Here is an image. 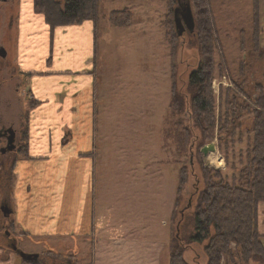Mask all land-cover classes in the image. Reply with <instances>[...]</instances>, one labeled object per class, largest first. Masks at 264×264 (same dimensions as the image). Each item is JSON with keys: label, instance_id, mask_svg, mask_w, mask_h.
Here are the masks:
<instances>
[{"label": "rangeland", "instance_id": "1", "mask_svg": "<svg viewBox=\"0 0 264 264\" xmlns=\"http://www.w3.org/2000/svg\"><path fill=\"white\" fill-rule=\"evenodd\" d=\"M30 1L35 10V0ZM55 1L65 8L66 0ZM188 1L195 32L178 37L174 13ZM26 4L0 0V49L7 53L6 59L0 56V150L7 146L4 129L17 135V150L0 154V264H29L9 239L21 252L38 253L40 264H91V250L75 243L39 247L1 212L2 206H12L16 179L10 175L17 153L25 150L34 106L18 71V29ZM93 22L96 177L122 179L114 185L120 191L155 194L158 220L152 223L165 232L173 228L174 252L181 251L185 264H210L212 237L191 241L195 215L208 188L238 184L250 163L255 103L264 102V0H101ZM204 66L210 70L207 84H193L192 74ZM201 97L203 109L196 101ZM212 143L217 152L205 156L202 149ZM258 234L262 243L260 229ZM244 246L243 240L232 242L217 264H262L260 255L245 262ZM54 248L60 255L45 254Z\"/></svg>", "mask_w": 264, "mask_h": 264}, {"label": "crops", "instance_id": "2", "mask_svg": "<svg viewBox=\"0 0 264 264\" xmlns=\"http://www.w3.org/2000/svg\"><path fill=\"white\" fill-rule=\"evenodd\" d=\"M26 6L18 29V71L34 106L25 151L17 153L10 175L16 179L9 204L16 230L39 247L81 245L91 250V264H170L172 231L152 223L158 220L156 195L120 191L114 185L122 179L96 177L94 22L53 30L32 1ZM259 229L264 249V202Z\"/></svg>", "mask_w": 264, "mask_h": 264}, {"label": "trees", "instance_id": "3", "mask_svg": "<svg viewBox=\"0 0 264 264\" xmlns=\"http://www.w3.org/2000/svg\"><path fill=\"white\" fill-rule=\"evenodd\" d=\"M100 1L66 0L63 9L55 0H35V11L44 15L47 24L54 30L96 21ZM209 77L210 70L204 66L192 74L191 82L202 86L207 84ZM196 101L202 109L206 105L204 97ZM255 109L247 171L242 173L238 184L221 183L208 188L195 215L196 234L191 241L200 244L212 237L207 248L210 264H217L231 243L239 240L245 241V262L256 255L264 260V249L258 234V206L264 202V102L258 100ZM172 236L170 264H185L181 251L174 252L173 228Z\"/></svg>", "mask_w": 264, "mask_h": 264}, {"label": "water", "instance_id": "4", "mask_svg": "<svg viewBox=\"0 0 264 264\" xmlns=\"http://www.w3.org/2000/svg\"><path fill=\"white\" fill-rule=\"evenodd\" d=\"M4 2H7L9 0H3ZM174 22H175V27L177 31V36L181 37L183 33L186 32V30L192 34L195 32L196 28V21L192 9L191 2L188 1L185 4H180V8H177L174 13ZM0 56L4 59L7 58V53L5 49L1 48L0 49ZM7 140V146L5 148H2L0 150L1 155H6L8 153L15 152L17 150V135L16 132L12 129L8 130L4 135ZM205 156H208L211 153H216L217 148L214 143L206 146L205 148L202 149L201 151ZM1 212L3 213L5 218H10L12 215L11 209L8 207L2 206L1 207ZM17 249V248H16ZM20 257L25 260V261H31L33 259L37 260L39 258V255H33V254H27L24 252L19 251Z\"/></svg>", "mask_w": 264, "mask_h": 264}, {"label": "flooded vegetation", "instance_id": "5", "mask_svg": "<svg viewBox=\"0 0 264 264\" xmlns=\"http://www.w3.org/2000/svg\"><path fill=\"white\" fill-rule=\"evenodd\" d=\"M9 129H4L3 130V132H7ZM4 134V133H3ZM2 136V135H1ZM10 240V247H11V249L12 250H15V252H17L18 254H19V248L17 247V245H16V241L15 240H13V239H9ZM17 248V249H16ZM31 254H33V255H36V254H38V253H31ZM39 255V254H38ZM23 260V259H22ZM23 261H25V260H23ZM41 256L39 255V258L37 259V260H35V259H33V260H31V261H26L27 263H29V264H40L41 262Z\"/></svg>", "mask_w": 264, "mask_h": 264}]
</instances>
